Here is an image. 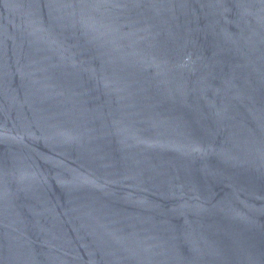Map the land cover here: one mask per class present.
Listing matches in <instances>:
<instances>
[{
	"label": "water",
	"instance_id": "water-1",
	"mask_svg": "<svg viewBox=\"0 0 264 264\" xmlns=\"http://www.w3.org/2000/svg\"><path fill=\"white\" fill-rule=\"evenodd\" d=\"M0 264H264V0H0Z\"/></svg>",
	"mask_w": 264,
	"mask_h": 264
}]
</instances>
